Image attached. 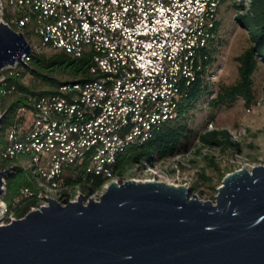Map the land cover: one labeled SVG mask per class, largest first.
<instances>
[{
  "label": "built area",
  "instance_id": "built-area-1",
  "mask_svg": "<svg viewBox=\"0 0 264 264\" xmlns=\"http://www.w3.org/2000/svg\"><path fill=\"white\" fill-rule=\"evenodd\" d=\"M224 1L0 0V21L9 28L24 35L34 23L40 43L27 40L33 56L51 51L82 59L89 54L95 77L39 99L33 111H19L24 121L9 131L10 146L0 149V159L26 157L22 166L33 170L34 190L22 191L21 200L33 199L35 206L17 219L1 201L6 226L48 208L49 201L64 207L80 199L86 206L101 201L111 186L108 181L118 179L114 168L119 156L149 142L178 118ZM242 1L241 14L247 15L251 4ZM7 4L21 7L22 15L6 22ZM32 57L24 58V64ZM21 66L4 70L0 85L4 72ZM81 169L84 181L70 183ZM8 170L13 167L0 172ZM89 175L102 177L104 184L93 189Z\"/></svg>",
  "mask_w": 264,
  "mask_h": 264
},
{
  "label": "water",
  "instance_id": "water-1",
  "mask_svg": "<svg viewBox=\"0 0 264 264\" xmlns=\"http://www.w3.org/2000/svg\"><path fill=\"white\" fill-rule=\"evenodd\" d=\"M32 56L0 21V76ZM12 174L0 172V204ZM49 202L0 226V264H264V166L226 176L215 204L186 187L134 181L87 206Z\"/></svg>",
  "mask_w": 264,
  "mask_h": 264
},
{
  "label": "trees",
  "instance_id": "trees-1",
  "mask_svg": "<svg viewBox=\"0 0 264 264\" xmlns=\"http://www.w3.org/2000/svg\"><path fill=\"white\" fill-rule=\"evenodd\" d=\"M227 1L235 2L234 8L237 12L235 22L250 33L252 42V46L237 59L240 65L238 82L231 87H220L210 101L206 100L212 94L211 87H213L207 79L208 70L217 62L216 54L220 45L219 35L222 25L218 21L212 31L209 47L203 52L198 78L188 88L186 97L180 103L178 118L165 124L149 142L128 147L125 153L118 158V164L114 168L116 176L123 177L132 167L150 164L153 161L168 160L187 151L191 140L197 137H199L202 146L201 150L213 149L222 154L241 151L240 143L235 142L228 131H208L207 125L201 127L200 131L190 128L191 114L201 104H206L209 110L216 112L224 108H231L240 100L248 108L257 102L253 77L259 63H264V0H247L251 4L250 12L247 15L241 14L244 8L242 0H225L223 4ZM22 10L21 7L15 8L7 4L4 20L8 22L13 17L22 15ZM24 32L25 37L32 45L31 38L33 36L38 40L37 45H39L40 39L35 35L34 23L27 27ZM92 67L93 58L89 54H86L82 59H74L64 52L54 53L52 57L38 53L31 58L28 65L4 72L5 81L0 85V109L4 115V122L0 129V149L2 151L8 149L10 146L7 138L9 131L24 121L18 115L21 109L33 111L36 101L43 97L59 95L60 89L68 84L93 82L95 77L91 73ZM28 78L45 89L40 91L37 87L28 85L26 83ZM11 98L14 99L10 101ZM26 160L23 155L11 160L0 159V171L13 167V174L6 181L2 202L7 206L9 214H14L17 219L25 217L35 206L33 199L21 200L22 191L34 190L33 170L22 166ZM205 160L214 169L215 174L220 176L218 183L226 178L217 158L207 156ZM83 174L84 170L81 169L76 174V179L69 178L68 181L81 183L84 181ZM201 175L209 183L214 181L204 169ZM87 180L93 189H98L104 184L102 177L89 175ZM6 221L8 222V218Z\"/></svg>",
  "mask_w": 264,
  "mask_h": 264
},
{
  "label": "rangeland",
  "instance_id": "rangeland-1",
  "mask_svg": "<svg viewBox=\"0 0 264 264\" xmlns=\"http://www.w3.org/2000/svg\"><path fill=\"white\" fill-rule=\"evenodd\" d=\"M234 1L225 2L219 11V21L222 29L219 35V48L216 54V64L208 70V80L213 85L212 94L206 98L210 101L220 87H231L239 80V63L241 57L251 46L250 33L235 22L237 12ZM33 45L38 40L31 38ZM40 54L52 57L54 52L42 51ZM68 80L69 78H64ZM257 102L251 108L246 107L243 101H238L231 108L221 111L209 110L206 104H201L192 114L190 128L201 130V127L212 125L213 131H228L233 140L241 145L239 153L222 154L218 150L203 149L199 137L191 140L188 150L164 161H153L150 164L138 165L130 168L123 177L112 179L114 183L123 185L126 182L137 183L160 182L176 188L186 187L192 195L200 201L215 204L218 190L222 181L218 183L220 176L215 174L208 165L205 157H215L221 164L225 177L231 173L249 170L264 166V63L260 62L253 77ZM28 85L37 87L42 91L45 88L34 83L31 78L26 80ZM14 98H11L12 101ZM4 117L0 109V118ZM2 125L0 126V128ZM211 130V131H212ZM201 153V154H199ZM155 160V159H154ZM212 177V183L202 177V171ZM113 182L108 181L112 185ZM6 216H0V226H6Z\"/></svg>",
  "mask_w": 264,
  "mask_h": 264
},
{
  "label": "bare ground",
  "instance_id": "bare-ground-1",
  "mask_svg": "<svg viewBox=\"0 0 264 264\" xmlns=\"http://www.w3.org/2000/svg\"><path fill=\"white\" fill-rule=\"evenodd\" d=\"M1 216V215H0Z\"/></svg>",
  "mask_w": 264,
  "mask_h": 264
}]
</instances>
